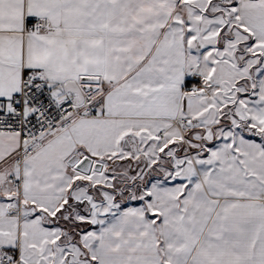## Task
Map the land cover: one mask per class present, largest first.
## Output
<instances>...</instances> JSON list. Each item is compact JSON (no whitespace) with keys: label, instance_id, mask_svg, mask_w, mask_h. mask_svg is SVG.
Returning <instances> with one entry per match:
<instances>
[{"label":"snow or ice","instance_id":"6c2138e0","mask_svg":"<svg viewBox=\"0 0 264 264\" xmlns=\"http://www.w3.org/2000/svg\"><path fill=\"white\" fill-rule=\"evenodd\" d=\"M0 264H264V0H0Z\"/></svg>","mask_w":264,"mask_h":264}]
</instances>
